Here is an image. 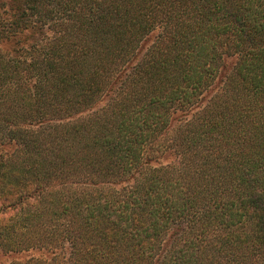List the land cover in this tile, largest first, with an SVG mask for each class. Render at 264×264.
<instances>
[{
	"label": "trees",
	"instance_id": "16d2710c",
	"mask_svg": "<svg viewBox=\"0 0 264 264\" xmlns=\"http://www.w3.org/2000/svg\"><path fill=\"white\" fill-rule=\"evenodd\" d=\"M34 251L264 264V0H0V253Z\"/></svg>",
	"mask_w": 264,
	"mask_h": 264
},
{
	"label": "rangeland",
	"instance_id": "374dc122",
	"mask_svg": "<svg viewBox=\"0 0 264 264\" xmlns=\"http://www.w3.org/2000/svg\"><path fill=\"white\" fill-rule=\"evenodd\" d=\"M173 159L174 158L172 157V158H170L167 161H171ZM58 251L61 252L60 249ZM32 256L38 257L40 259H49L52 256V253H51V251H49V252L48 251H44V252H42V251H34L32 253H23V254L17 255V256L5 255V254H1L0 253V264L20 263L22 261H26V260L30 259Z\"/></svg>",
	"mask_w": 264,
	"mask_h": 264
}]
</instances>
